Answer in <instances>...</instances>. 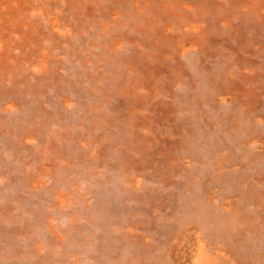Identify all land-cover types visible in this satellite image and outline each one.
<instances>
[{
  "label": "bare ground",
  "instance_id": "1",
  "mask_svg": "<svg viewBox=\"0 0 264 264\" xmlns=\"http://www.w3.org/2000/svg\"><path fill=\"white\" fill-rule=\"evenodd\" d=\"M263 7L264 0H0V132L10 128L28 137L45 129L51 120L42 100L45 90L58 89L64 105V80L74 92H83L82 71L70 83L62 74L76 62L83 66L94 58L97 65L105 58L114 83V68L123 61L115 52L125 42L136 49L144 44V50L128 57L129 67L155 63V75L163 72L167 53L179 54L168 77L172 94L186 74L179 75L182 54L196 48L202 55L196 60L203 80L193 94L178 99L184 121L175 126L178 136L170 143L178 151L157 153L162 166L153 169L141 164L148 142L131 133L139 139L138 161L136 147H109L101 161L84 171V250L94 264H264V172L257 166L264 156V131L253 126L262 116L264 94ZM222 27L238 42L232 53L219 39ZM257 55L262 62L253 58ZM211 63L216 72L204 74ZM128 73L123 69L125 79ZM134 78L130 90H149L139 101L156 100L158 79ZM90 88L98 91L95 85ZM228 99L233 113L225 118L220 106ZM21 106L26 107L21 119H31L28 127L9 117L12 108ZM192 117L196 127H190ZM214 125L243 148L258 142L261 151L256 158L246 151L238 154L210 138ZM244 157L247 167L240 163Z\"/></svg>",
  "mask_w": 264,
  "mask_h": 264
},
{
  "label": "rangeland",
  "instance_id": "2",
  "mask_svg": "<svg viewBox=\"0 0 264 264\" xmlns=\"http://www.w3.org/2000/svg\"><path fill=\"white\" fill-rule=\"evenodd\" d=\"M262 13L264 14V7ZM223 27L219 33V39L226 47L231 46L228 51L232 53V51H235V47L238 49V42ZM134 34L131 33V35ZM140 46L136 49V44L132 45L125 42V45L118 47L119 50H116L115 56L120 57L123 61L121 60L122 62L114 68L118 71L114 83H111L114 76L113 69H108L111 67L105 58L97 65L91 60L94 58H91L83 66L76 62L74 65H70L71 69L69 71H63L62 74L65 79H69V81L66 80L69 83L73 82L78 71L85 74L83 92H74L71 84L66 85L64 80L61 86L65 91L62 93L68 97V101L64 105L58 98V89L51 87L45 90L42 100L44 108L51 114V120L45 125V129L33 131L28 137L7 130L10 128L1 130L0 264H94L93 259H87L84 250L83 229L86 224V213L83 205L85 193L84 171L101 161L109 147H136L135 158L138 161L140 159L139 151H137L140 146L139 139L148 142L146 149L148 154L145 160L141 161V164L148 163L153 169L162 166V158L157 153L178 151L177 149L174 150V146L172 148L170 144L178 136V129L175 126L184 121L182 107L179 106L178 99L179 96L187 92L191 91L193 94L198 89L199 81L203 80L202 75H198L199 60H196V58H201L202 55L197 53L196 48L186 49L185 53L182 54V67L178 70L179 75L182 71L184 74V70L186 74L183 81L178 79L179 81L173 87L174 92L172 94L167 91V86L169 87L168 80L170 79L168 77L173 72L172 68L176 64L175 60L179 59V54L176 55V52L173 55L167 53V60L164 61L165 65L162 67L163 72L155 75V63L148 62L147 65L140 63L138 68L129 67L128 57L134 53L136 54L138 50H144L143 42ZM242 54L244 55L243 50ZM253 58L259 62L263 60L258 55ZM215 65H209L204 74L211 75L216 72ZM261 65L263 64L261 63ZM123 69L129 70V76L126 79L122 74ZM238 69V65H235V70L238 71ZM94 75L96 78L93 79ZM135 75L139 76L141 82L148 80V78L150 80L158 79L160 90L155 94L157 95L156 100L146 98L139 101V97L144 96L149 91H146L143 86L142 88H131V90L128 88L129 85L134 84ZM186 75L194 80L193 84L188 85ZM123 79L127 80L126 89H122ZM91 84L97 86L98 91L94 92L90 88ZM147 89H149V86ZM170 94H172V97ZM261 102L262 116L253 121L255 131L259 133L264 131V94L261 95ZM191 108L190 112L195 114L194 106ZM220 109L223 117H229L233 113V104L228 99L222 103ZM25 112V106H21L20 109L12 108L9 111V117L15 122L21 119L22 114ZM164 115L166 118L163 119ZM191 119L189 122L190 127H196L195 123L192 122L194 118ZM94 121L97 122L94 123ZM208 121L210 120L208 119ZM20 122L28 127L31 119L25 117ZM212 129L211 134L213 135L210 138H218L222 145L223 143L226 144L229 149L236 151L238 154L246 151L256 158V154L261 151L258 142L246 145L243 148L240 143L237 144L236 138L231 140L227 133H220L217 126L214 125ZM131 133H135L139 139L137 141L133 140ZM108 161L111 162L112 159H108ZM240 163L247 167L249 161L244 157L240 159ZM257 166L264 172V156L262 159L257 160ZM134 169L135 165H132L131 170ZM248 171L250 172V170ZM92 183L93 181L89 185ZM78 211L82 213L80 214ZM79 224L80 227H78Z\"/></svg>",
  "mask_w": 264,
  "mask_h": 264
}]
</instances>
